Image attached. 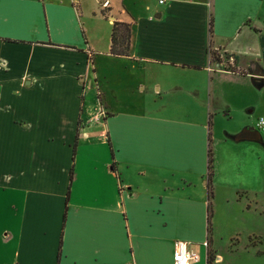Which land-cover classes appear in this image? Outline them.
<instances>
[{"label": "crops", "instance_id": "0c3cea01", "mask_svg": "<svg viewBox=\"0 0 264 264\" xmlns=\"http://www.w3.org/2000/svg\"><path fill=\"white\" fill-rule=\"evenodd\" d=\"M141 8L99 29L81 0H0V264H173L178 239L190 264H264V227L219 219L256 212L264 0Z\"/></svg>", "mask_w": 264, "mask_h": 264}, {"label": "rangeland", "instance_id": "374dc122", "mask_svg": "<svg viewBox=\"0 0 264 264\" xmlns=\"http://www.w3.org/2000/svg\"><path fill=\"white\" fill-rule=\"evenodd\" d=\"M82 4L84 6V20L88 19L91 21L93 24V28L96 26L99 29L102 27L103 24H101V19L103 17L100 14H105L106 16H109L111 12L108 9H104L103 12H100L101 8V2L103 0H81ZM110 5L112 8V13H116L115 10L122 9L123 6L125 9H131L134 11H139L142 9L141 7L144 4H151L155 5L158 3L157 0H110ZM93 11L96 12V15L94 16ZM100 17V18H99ZM103 21V20H102ZM108 21V20H106ZM248 92L244 94V96H247ZM251 98L256 101V111L254 113H250V117L254 118L256 117V122L259 118V115L264 114V86L260 88H252V94ZM245 113V111H242V113ZM225 124V123H224ZM224 126V125H223ZM222 126V127H223ZM256 148V212H253V215L247 216V215H237L236 219L234 217H229V216H219V219L223 220V224H238L241 225L242 227H247L249 223L256 222V231L258 226L264 227V150L260 151ZM243 173L239 174V177H244V180H241L242 183L245 184L247 182L248 178V171L243 169ZM255 183H249L246 184L245 186H251L254 185ZM215 202V201H214ZM213 202V203H214ZM246 202V200H242L241 203ZM216 207V204H214ZM213 205V206H214ZM219 207H223L224 211L226 210H232L235 209L237 206H235V202H231L229 205H226V203H222ZM214 209V208H213Z\"/></svg>", "mask_w": 264, "mask_h": 264}, {"label": "trees", "instance_id": "16d2710c", "mask_svg": "<svg viewBox=\"0 0 264 264\" xmlns=\"http://www.w3.org/2000/svg\"><path fill=\"white\" fill-rule=\"evenodd\" d=\"M211 23V21H210ZM130 41V25L127 22L116 21L112 22L111 35H110V53L114 55H127ZM213 60L220 62L219 55L211 52ZM209 176L212 174V158L211 152L209 153L208 160ZM209 217V215H208Z\"/></svg>", "mask_w": 264, "mask_h": 264}, {"label": "built area", "instance_id": "2783aa9c", "mask_svg": "<svg viewBox=\"0 0 264 264\" xmlns=\"http://www.w3.org/2000/svg\"><path fill=\"white\" fill-rule=\"evenodd\" d=\"M166 0H158L159 3H164ZM103 8H107L110 5V0H103L101 2ZM258 126L264 130V117L261 116L257 120ZM199 255L196 251L189 247L186 240L178 239L174 244V249L172 253V263L173 264H190L191 262L197 260Z\"/></svg>", "mask_w": 264, "mask_h": 264}, {"label": "water", "instance_id": "95a60500", "mask_svg": "<svg viewBox=\"0 0 264 264\" xmlns=\"http://www.w3.org/2000/svg\"><path fill=\"white\" fill-rule=\"evenodd\" d=\"M252 82L256 87H260L264 83V70H255L252 73ZM252 127L246 128L242 134L238 135L236 138H243L246 134L252 133ZM256 139H258V134L256 132Z\"/></svg>", "mask_w": 264, "mask_h": 264}]
</instances>
